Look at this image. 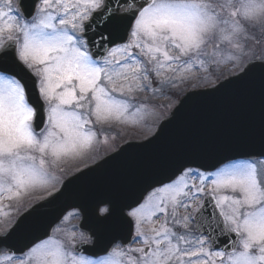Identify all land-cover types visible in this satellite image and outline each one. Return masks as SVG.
Wrapping results in <instances>:
<instances>
[{"label":"snow or ice","instance_id":"1","mask_svg":"<svg viewBox=\"0 0 264 264\" xmlns=\"http://www.w3.org/2000/svg\"><path fill=\"white\" fill-rule=\"evenodd\" d=\"M249 42L264 43V0H0V264H264V157L158 182L121 210L128 239L102 255L60 226L8 243L44 205L18 219L13 207L59 191L62 165L92 151L97 126L155 117L141 94L166 95L195 72L246 75L264 63Z\"/></svg>","mask_w":264,"mask_h":264},{"label":"water","instance_id":"2","mask_svg":"<svg viewBox=\"0 0 264 264\" xmlns=\"http://www.w3.org/2000/svg\"><path fill=\"white\" fill-rule=\"evenodd\" d=\"M222 84L188 94L151 140L128 144L69 178L8 243L22 248L59 224L62 213L77 210L80 228L93 241V246L83 245L85 253L102 255L113 242L128 239L121 210L158 182L184 168L212 172L221 162L264 157V63L257 60L246 75ZM103 206L112 210L107 219L97 214Z\"/></svg>","mask_w":264,"mask_h":264},{"label":"rangeland","instance_id":"3","mask_svg":"<svg viewBox=\"0 0 264 264\" xmlns=\"http://www.w3.org/2000/svg\"><path fill=\"white\" fill-rule=\"evenodd\" d=\"M249 44L253 45L251 42H249ZM253 49H254V53H253L254 55L256 56L264 55V43L260 45H253ZM237 71H239V69L232 68L231 66L224 67L222 69H216L215 72L211 75V77L207 79L201 78L203 76L207 77L206 75L207 73H204L203 71H198L192 74V77L196 76L197 78L196 80H194V82H192L191 79H187L182 83H178L174 89L165 90L168 93L166 95L160 93L153 95L152 93H148V92L141 94L143 97L147 98L150 107L155 106V112H156L155 117L149 118L147 121H144L135 126L131 124H121V123H114L110 127L105 125L103 126V133H101L100 131V126H97L98 143L93 146L92 151L89 152L88 155L85 156L83 159L68 161L62 165L61 170L63 174V179L61 181V184L67 178L68 175L78 171L79 168L77 169V167L82 166L80 164L84 165V163H87L88 165H90L92 161L94 160L98 161L103 155L118 149L120 143H125L128 141H135V140L141 141L152 136V134L156 131L155 129L158 127L159 122L169 117L170 113L177 106L178 98L179 97L181 98L183 97V95H185L184 93L186 92L185 90L192 91L203 87H211L213 85L218 84L220 81L226 79L227 77H229V74L235 73ZM179 93L182 94L178 96ZM122 132L125 135H123ZM105 134L108 137L107 143L103 141V135ZM123 136L125 137V139L122 138ZM123 139L124 141H122ZM87 164L84 167H87L88 166ZM61 184L57 185V187L59 188ZM54 191L55 190H53V192ZM36 192H40V191H36ZM44 194L45 193H43V195ZM47 196L48 193L44 195V198ZM39 199L40 198H36L33 200H26L23 203V206L20 208L19 213L24 212L27 208H29ZM15 218L16 217H14V219ZM79 220H80V216L72 217V215H70L61 227L69 231H75L77 234H79L80 233L78 231ZM3 221L5 220L0 219V224ZM2 230L3 228L0 231ZM55 238L63 239V234L56 233ZM135 246H140V245L139 243H137Z\"/></svg>","mask_w":264,"mask_h":264}]
</instances>
